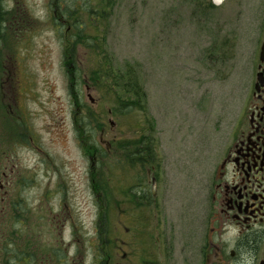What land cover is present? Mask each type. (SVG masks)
<instances>
[{"label": "rangeland", "instance_id": "1", "mask_svg": "<svg viewBox=\"0 0 264 264\" xmlns=\"http://www.w3.org/2000/svg\"><path fill=\"white\" fill-rule=\"evenodd\" d=\"M242 1L258 11L264 3ZM95 4L6 5L12 12L0 31L3 264H114L113 246L121 264L136 262L138 185L132 178L135 205H123L110 179L122 172L136 177L139 167L128 166L119 148L121 164L114 166L108 149L140 139L157 147V201L161 224L176 231L174 256L190 255L185 238L245 95L252 42H239L227 82L208 84L202 60L221 7L211 0H109L97 13L102 6ZM209 5L218 8L210 26ZM128 67L142 87L145 114L134 107L115 114L130 98L112 88V76ZM100 71L108 79L98 81ZM99 145L106 156L95 153ZM113 203H121L116 211Z\"/></svg>", "mask_w": 264, "mask_h": 264}, {"label": "flooded vegetation", "instance_id": "2", "mask_svg": "<svg viewBox=\"0 0 264 264\" xmlns=\"http://www.w3.org/2000/svg\"><path fill=\"white\" fill-rule=\"evenodd\" d=\"M9 1L0 0V19H3L2 14L6 15L5 23L12 12L6 8ZM211 1L222 10L216 32L208 33V49L202 60L209 72L208 84L227 82L230 62L235 59L234 51L247 36L252 42V51L247 63L249 77L245 95L239 102L238 113L231 120L212 176L200 194L197 219L184 242V251L188 247L190 255L174 256L176 237L172 233L176 231L161 224L156 192L157 165L148 168L145 161L143 167L139 165L136 177H125L122 172L119 177L110 179L112 192L122 199L123 205H135L138 201L141 209L138 225L141 256L132 264H264V3L258 11L256 5L249 6L242 0H221L219 4ZM214 6L205 8L209 26L218 9ZM118 148L119 144L108 149L114 166L121 164L117 158H121V154L115 153ZM127 165L130 166V161ZM132 178L138 185L133 188L138 189L135 201L129 186ZM148 180L152 184L151 192ZM119 205L121 203H113L114 211ZM123 228L125 232L130 231L127 225ZM119 230L115 225L114 233ZM114 238L116 245L119 240ZM4 240L6 237L0 225L1 264ZM113 249L114 264H121L117 257L119 252L114 246ZM33 258L31 255L30 260Z\"/></svg>", "mask_w": 264, "mask_h": 264}, {"label": "trees", "instance_id": "3", "mask_svg": "<svg viewBox=\"0 0 264 264\" xmlns=\"http://www.w3.org/2000/svg\"><path fill=\"white\" fill-rule=\"evenodd\" d=\"M91 2H95L100 7L102 5H106V3H109V0H98V1L91 0ZM101 9L104 10V6L94 9V11L98 13V10H101ZM97 13H95V14H97ZM2 16H3V19L2 20L0 19V24H1L0 31L1 32L3 30L2 25L5 23L6 17H7L4 14H2ZM2 22H4V23H2ZM1 32H0V35L2 36ZM1 53L2 52H0V58H1ZM106 63L107 62H105L104 66H106ZM106 69H109V68L107 67ZM0 71H3L1 64H0ZM98 74H99L98 81H101V78L106 76L105 74H103L102 71H100ZM107 77L108 76H106V78ZM92 81H95V80L92 78ZM112 81H113L112 88L114 90L116 89L117 93H122L125 97L130 98V100H127V101H120L119 100L120 103H118V105H120L121 107H127V110L126 111L121 110V112H119L120 111L119 110L115 114H119L121 116L127 115L130 113V112L127 113L128 110H130L132 107L139 109L140 114H145V112H144L146 110V108L144 106L145 105L144 104L145 103V96H144V93L142 91V87L139 84L138 79L136 78L135 69L132 67H128L127 70L123 71L122 73H114V76H112ZM88 88L90 90V87H88ZM109 90L111 91V89H109ZM139 122H141V120H139ZM146 141L147 140L140 139L138 142H134L133 144L129 142L131 145H128L129 143L127 145L120 143L119 149L124 150V152L126 153V158H128V161H130V166H132L133 168H137V167H139V165L141 167H143L144 162L146 161L148 168H150L151 165H155V166L157 165V169H158V166H160V160L157 156L158 154H157L156 144L154 143V141L153 142L151 141V143H146ZM93 145H95V144H93ZM98 147L97 148L92 147L96 150L95 153H98V154L100 153V155L106 156V153H108V151L104 152L100 145ZM28 257L30 258V256H28Z\"/></svg>", "mask_w": 264, "mask_h": 264}, {"label": "water", "instance_id": "4", "mask_svg": "<svg viewBox=\"0 0 264 264\" xmlns=\"http://www.w3.org/2000/svg\"><path fill=\"white\" fill-rule=\"evenodd\" d=\"M87 90H89V88H87ZM88 97L90 98L91 102H93V99L91 98L90 94H88Z\"/></svg>", "mask_w": 264, "mask_h": 264}]
</instances>
